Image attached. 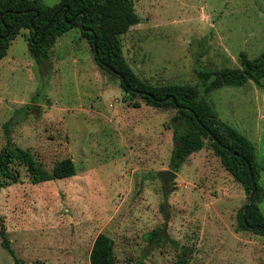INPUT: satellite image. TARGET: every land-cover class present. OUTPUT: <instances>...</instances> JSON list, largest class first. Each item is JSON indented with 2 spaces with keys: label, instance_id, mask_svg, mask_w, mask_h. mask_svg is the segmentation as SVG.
<instances>
[{
  "label": "rangeland",
  "instance_id": "1",
  "mask_svg": "<svg viewBox=\"0 0 264 264\" xmlns=\"http://www.w3.org/2000/svg\"><path fill=\"white\" fill-rule=\"evenodd\" d=\"M132 1L140 21L121 36L122 51L151 84L194 85L198 71L238 67L241 51H264V0ZM29 38L21 29L0 60V149L10 121L12 145L47 170L69 157L75 174L33 183L19 166V181L0 187L11 250L0 236V264H89L99 233L114 240V264H264V236L237 230L244 188L208 139L172 182L162 180L176 109L125 93L78 26L56 39L44 64ZM206 99L254 144L264 192V85L222 86ZM259 206L264 214V197Z\"/></svg>",
  "mask_w": 264,
  "mask_h": 264
},
{
  "label": "trees",
  "instance_id": "2",
  "mask_svg": "<svg viewBox=\"0 0 264 264\" xmlns=\"http://www.w3.org/2000/svg\"><path fill=\"white\" fill-rule=\"evenodd\" d=\"M57 11L42 40L39 41L41 32ZM64 12L67 13L66 18ZM72 18L73 22L68 24L67 21ZM83 18V27L92 29L96 36L101 60L118 71L119 76L110 72L95 58L93 34L83 30L81 26ZM139 21L140 17L134 10L132 0H60L54 6L44 5L39 0H0V60L6 54L10 41L21 29H28L30 33L28 50L39 64H44L50 58V50L56 39L73 26H78L82 37L90 44L94 60L100 69L111 78H118L120 84H122L120 77L125 78L130 86L129 90L122 87L125 93L139 96L147 104L156 107L173 106L176 109L171 118L174 147L169 167L172 170L177 171L190 154L204 147V139H208L210 147L219 157L224 169L243 186L247 201L252 183L256 184L257 193L251 205L243 214L246 203L237 215V230H250L264 236V214L259 206L264 192L257 182L261 168L256 162L255 146L244 134L220 120L206 99L209 93L222 86H240L252 81L258 87H262L264 51L253 58L245 51H241L238 55V67L198 71L199 83L194 85L151 84L140 79L132 71L122 51L121 36ZM4 35L6 36L2 38ZM179 105L185 108H177ZM198 121H201L203 126ZM10 123L8 121L4 124L7 142L0 149V187L19 181V166L25 167L33 183L75 174L74 162L69 157L56 161L52 169L47 170L28 149L12 145ZM208 132H211V135ZM229 150L235 151L236 154ZM246 161L251 165L253 180ZM156 232L154 230L152 234L155 235ZM0 236L2 245L11 252L2 224ZM113 247L114 240L104 233H99L91 246L89 264H114Z\"/></svg>",
  "mask_w": 264,
  "mask_h": 264
},
{
  "label": "water",
  "instance_id": "3",
  "mask_svg": "<svg viewBox=\"0 0 264 264\" xmlns=\"http://www.w3.org/2000/svg\"><path fill=\"white\" fill-rule=\"evenodd\" d=\"M58 11H59V10H58ZM58 11L54 13L53 17L49 20V22L47 23V25L44 27L43 31L41 32V35H40L39 41L42 40V38H43V34H44L45 30L51 25V23H52L54 17L57 15ZM66 15H67V13L64 12V18H66ZM1 17H2V15H1ZM73 20H74V18L68 20L67 23H68V24H71V23L73 22ZM31 23H32V20H31ZM83 24H84V18H83L82 21H81V26H82L83 30H85V31H87V32H91V33L93 34V44H92V46H93L94 56H95V58L97 59V61H98L99 63H101L105 68H107L110 72H112V73H114L115 75H118V76H119V72H118V71H116L115 69H113L112 67H110L109 65H107L105 62H103V61L101 60V58H100V54H99V52H98V48H97V40H96V36H95V34L93 33L92 29H90V28H84V27H83ZM6 35H7V34H6ZM6 35L1 36V37L4 38ZM34 35L36 36V32H35V31H34ZM120 78H121V81H122L121 87H125L126 90H129V89H130V86L126 83L125 78H124L123 76H121ZM177 108H185V107L179 105V106H177ZM191 112H193V111L191 110ZM193 114H194V116L197 118V116L195 115L194 112H193ZM198 122H199V124H200L201 126H203V124H202L201 121H198ZM208 133L211 135V132H208ZM213 139L215 140V137H213ZM229 151H230L232 154H234V155L236 154V152L233 151V150H229ZM246 164H247V167H248V170H249V173H250L251 179L253 180V177H252L253 172H252L251 165H250V163H249L248 161H246ZM159 176H160V178H161L162 180H164V181H166V182H172V181L175 179V177H176V172H175L174 170H172V169H165V170H161V171L159 172ZM256 193H257V191H256V184L253 182V183H252V186H251V190L249 191V194H248V201H247V204H246V205L244 206V208H243V214H245L247 208L251 205L253 198L256 196Z\"/></svg>",
  "mask_w": 264,
  "mask_h": 264
}]
</instances>
